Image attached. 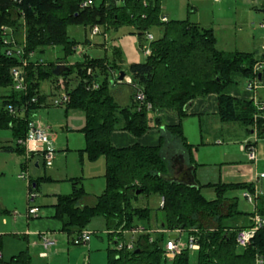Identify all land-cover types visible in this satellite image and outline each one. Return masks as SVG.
<instances>
[{"label": "trees", "instance_id": "16d2710c", "mask_svg": "<svg viewBox=\"0 0 264 264\" xmlns=\"http://www.w3.org/2000/svg\"><path fill=\"white\" fill-rule=\"evenodd\" d=\"M85 1L88 0H0V89L6 90L0 93V129H8L15 140L14 144L0 145V151L25 154L18 139L28 135L32 112L45 105L46 95L40 94L39 85L40 81L47 80L54 92L63 90L67 95L68 100L62 103L65 112L73 110L83 114L84 125L79 131L84 147L80 152L89 161L103 157L105 163L104 189L91 204H81L86 192L79 178L69 179V193L56 196L53 217L71 242L93 219L101 218L106 236L114 244L107 248L105 264H189L188 248L171 259L164 256L163 246L169 234L178 236L183 232L187 237L192 236L198 245L196 264H264V222L244 247H237L235 243L236 231L249 227L250 215L258 214L264 221V192L254 196L253 210L245 213L238 209L237 197L230 193L240 190L253 195L252 183L218 180L190 186L170 178L172 165L170 156L163 151L167 141L164 135H159L155 145L135 142L116 147L110 140L111 132L116 129L140 137L156 125L157 113H172L178 122L164 129L178 140L179 152L186 162L196 166L195 147L187 142L181 120L187 116L189 102L209 93L217 95L216 114L221 122H238L247 130H254L257 137H264V109L259 110L253 99L231 95L242 81L257 77L253 68L264 59V54L256 56L254 52L218 49L211 28L187 19L162 21L160 0H90L89 4L82 5ZM68 25H82L89 30L98 26L103 32L131 25L140 36L151 26H158L161 36L149 42L150 52L143 62L127 66L125 71L130 82L126 83L111 77V71L122 70L116 60L110 63L85 54L82 60L68 63L67 57L77 45L66 33ZM3 26L10 30L7 33L16 44L21 45L23 53L19 56L6 54ZM19 29H23L21 42L16 39ZM54 46H59L63 54L56 60L29 59L34 51L42 52ZM114 53L118 57V50ZM60 60L68 70L55 75L52 70ZM15 67L23 70L24 89L13 88L11 70ZM261 74L264 77V66ZM93 83L98 84L96 88L92 87ZM111 83L130 86L128 105L120 106L116 102L110 92ZM137 90L144 96L141 103L135 99ZM25 166L26 162L22 163V168ZM28 183L31 191L38 188V180L29 179ZM202 188H211L215 197L207 199L201 193ZM142 195H157L162 199L157 207L162 212L160 221L154 231L143 227L145 232L136 235L132 248H117V243L127 240L126 232L138 227L137 221L150 222L152 209L134 204ZM243 214H247L246 225L239 223ZM203 216L214 219L212 228L202 225L199 217ZM25 257L23 252L15 258Z\"/></svg>", "mask_w": 264, "mask_h": 264}, {"label": "rangeland", "instance_id": "374dc122", "mask_svg": "<svg viewBox=\"0 0 264 264\" xmlns=\"http://www.w3.org/2000/svg\"><path fill=\"white\" fill-rule=\"evenodd\" d=\"M263 9L264 0H160V10L168 19H187L203 27L211 28L218 49L229 52L235 50L254 52L256 56L261 55V45L264 44V30L258 25L264 21ZM66 33L70 39L77 42L75 51L67 57L68 63L80 61L87 54L90 57L104 58L110 63L116 60L126 73L125 70L130 63L145 60L146 54L142 48L144 46L149 48L150 42L146 39V35L150 34L152 39H156L161 36V28L151 26L144 35L140 36L135 27L122 25L106 32L100 28V31L91 37L89 28H84L82 25H68ZM16 39L19 42L23 41V29H19ZM86 39L90 42L87 43ZM115 50L119 52L118 57L115 56ZM62 55L61 48L54 46L47 47L42 52L34 51L29 55V59L50 62ZM113 72H118V70H113ZM246 82L247 80H244L240 83L239 91L243 89ZM5 91V89H0V93ZM39 92L46 95L48 104L38 108L35 111L37 113L35 117L50 126V138L43 144V148L52 151L53 158L50 163H46L43 162V156L39 153L26 160L27 157L18 151H0V207H6L12 212L8 215L9 221L15 219L22 229H34L42 234L46 233L47 229L52 228L50 224L53 220L48 217V209H51L50 202L55 200L53 194H66L71 191L70 177L65 180L62 179L63 175L74 173V171L78 172L80 169L79 156L81 152L77 147L83 141V135L79 129L84 125V118L81 112H71V110L65 112L64 104L61 106L56 104L63 97L64 91L54 92L47 80L40 81ZM110 92L120 106L130 103L131 88L128 84L111 83ZM253 93L257 100L264 102V86L258 87ZM183 121V134L194 144L193 158L199 163L195 171L198 183L214 182L216 169L220 165L219 162L249 164L246 158V150H239V145L246 141H255L256 161L251 164L253 166L255 164L257 173L264 172V137H257L255 133H249L250 130L238 122H221L217 114L212 113L202 114L200 120L197 115L186 116ZM163 135L167 139L163 151L171 158L172 153L179 151L180 145L178 140L166 130H164ZM2 143H15L8 129H0V144ZM64 150L66 151L65 157ZM83 156L89 161L85 153ZM35 161H38L37 167L34 166ZM25 162L26 167L22 168V163ZM51 164L53 168L58 170V174L50 172L48 167ZM96 170L95 167L94 174H96ZM23 172L25 178H19L18 175ZM50 176H55L57 180H53ZM36 178L41 179L38 182V188L34 191L38 197L36 204L39 205V214L36 217H27L26 195L28 190H26L25 184L28 183L29 179L35 180ZM256 190L261 193L264 192V178L259 179L256 183ZM201 193L207 199L215 197L211 188H202ZM230 194L237 197L238 209L245 213L253 210V202L247 201L243 197L242 191L234 190ZM159 199L157 195L148 197L142 195L134 202L135 205L149 206L152 209L150 222L137 221L138 226L148 227L151 231L155 230L156 223L160 221L162 216L161 210L157 208ZM97 219L99 218L91 221L92 225L89 226L102 228V226L93 225ZM199 221L208 228H212L215 223L213 218L204 216L199 217ZM239 223L243 225L248 223L247 214L242 215ZM180 236L183 242L187 241L185 232L181 233ZM127 238L128 235H126ZM39 240L41 242L40 237ZM89 241L91 243L89 251L92 263L105 264L106 248L113 247L114 244L109 242L103 228L97 230L96 233H91ZM85 247H87V243L80 244L73 249ZM57 263L65 264L63 258L59 259ZM189 264H196L194 250H189Z\"/></svg>", "mask_w": 264, "mask_h": 264}, {"label": "crops", "instance_id": "0c3cea01", "mask_svg": "<svg viewBox=\"0 0 264 264\" xmlns=\"http://www.w3.org/2000/svg\"><path fill=\"white\" fill-rule=\"evenodd\" d=\"M261 87L262 86H260L259 88ZM254 91L255 89L248 90L244 86L241 91H239L238 89L232 90L231 95L237 98H240V99H253L255 101L256 96L253 93ZM47 104L48 103L45 100L44 106H47ZM56 104L60 106L62 105V102H60V99L59 101H57ZM71 112H74V111L71 110ZM216 112H217V95L215 93H209L206 96L195 98L194 100L191 101L190 105L187 108V116L197 115L199 120L202 114H206V113L216 114ZM36 114L37 113H35V111L32 112V119L36 120L39 124L43 125L44 127L50 129V126L48 124L41 121L39 118L35 117ZM156 117L158 118V121H156V125L149 128L140 137H135L125 130H121V129L113 130L110 135V140L112 144L116 147L131 145L132 143H135V142H138L142 145H155L158 142L159 135H163L165 126L176 124L178 122V117L172 113L160 112L156 114ZM185 118L186 116L181 120L182 127L184 124L183 120H185ZM66 130H69V129H66ZM249 133H252V134L255 133L257 136V133L254 130H250ZM200 136L202 138V135ZM186 137L187 136L185 135V138ZM186 140L188 143L193 144L187 138ZM247 142H250V141H246L244 142V144L241 143L239 145V150L243 151L244 150L243 147L247 145ZM0 145H3V143ZM83 147H84V138L80 146H78L77 148L78 150H80ZM35 154L36 153H32V156H34ZM63 154L65 157L66 156L65 150L63 151ZM24 155L26 157L31 156V152H29V154L25 152ZM180 155L182 156V159L179 157ZM175 159H177L178 161L180 159L182 160V163H183L182 170L187 169L189 166L191 167V174L193 176V179L196 183H198V180H196V177H195V171H196L197 166H199V163L194 159L197 165L196 166L189 165L186 162L184 155L180 153L179 151L177 153L172 154L171 156L170 165L172 166L169 171L170 178H173V179L177 178L180 172L182 171V170L180 171L177 170L179 167V164L177 161H175ZM247 160L249 164H246V163L235 164V163H230V162H219L220 165L216 169V174H215L216 180L214 182L221 180L223 182L252 183L256 190V183L259 181V179L264 178V176L263 177L260 176V173H264V172L260 171L259 173H257L255 164L254 166L251 164L255 162L256 159L249 160L247 158ZM43 162H45L44 159H43ZM79 162H80L79 171L78 172L74 171V173H66L63 175L62 179L68 180L67 178L69 177L79 178L86 192V195L84 196L81 204L82 205L91 204L94 201L95 196L99 195L104 189V185H105V181L103 177L104 170H105L104 158L100 157L95 161H87L85 157L83 156V152H81L79 156ZM34 166L35 167L38 166V161H35ZM95 167L97 169L96 174H94L93 172ZM48 168L51 170L50 172H53L54 174H58L57 173L58 170L53 168L52 164ZM84 169L87 170L86 173ZM50 177L53 180H57L55 176H50ZM35 180H38L39 182L41 179L36 178ZM28 184L29 183L25 184L26 190H28ZM58 194H61V193L53 194L55 196V200L54 202H50L49 204L51 206V209H48V212H49L48 217L52 219L53 222L50 224L52 228L47 229L48 230L47 232L55 240V242L53 245H50L47 248H44L39 240V237H40L39 231H35L34 229H28V228L22 229L20 225H18L17 220L10 219L9 221L8 215H10L12 212L6 207H0V236H1L0 264H58L57 261L62 258L64 259L65 264H93L92 259L90 257V251H89V247L91 246L90 241L88 240L87 247L85 248L73 249L75 247L77 248L78 246H80V244L72 243L70 236L65 231L61 230L60 222L56 218L53 217V214H54L53 204L56 202V196ZM37 198L38 197H36V200H35L36 203L38 200ZM48 200L51 201V199H48ZM51 210H52V213H51ZM54 220L57 222H55ZM93 220H96V219H93ZM90 225H92V223ZM93 225L102 226L103 230L106 233L104 222L101 218L97 219V221H95V224ZM102 228L88 226V229H91L92 233H96L97 230L102 229ZM172 234L173 233L169 235H172ZM106 251H107V248H106ZM23 252L26 254L25 259L21 258L20 260H17L15 257ZM106 259H107V252H106Z\"/></svg>", "mask_w": 264, "mask_h": 264}, {"label": "built area", "instance_id": "2783aa9c", "mask_svg": "<svg viewBox=\"0 0 264 264\" xmlns=\"http://www.w3.org/2000/svg\"><path fill=\"white\" fill-rule=\"evenodd\" d=\"M90 3V0L85 1L82 3V5H87ZM161 20L165 21L167 20V17L165 15L161 16ZM259 27L264 30V21H261L259 24ZM100 31V28L98 26H93V28L90 30V35L91 37L98 33ZM10 33V30L3 26L2 27V42L4 43L6 47V54L7 55H17L19 56L20 54L23 53L21 45L16 44L15 39L13 38L12 35H8ZM146 39L152 40V35L148 34L146 35ZM144 54H149L150 50L146 46L143 48ZM261 54H264V44L261 45ZM24 64V62H23ZM264 66V59L259 60L255 67L253 68V73L257 74V77H253L250 80H247L246 82V89L248 90H254L257 89L260 86H264V77L261 74V71ZM88 73L90 70L88 69ZM11 75H12V80H13V88L15 90H20L24 89V83H23V70L21 67H15L11 70ZM111 77L112 79H116L118 81V72H113L111 71ZM126 83L130 82V78L127 77V75L124 77L122 80ZM119 82V81H118ZM97 83H93L92 87L96 88ZM135 99L138 102H142L144 100L143 93L140 90L136 91L135 94ZM34 100V99H33ZM68 100L67 95H63V97L60 99V102H66ZM257 108L259 110L264 109V102L260 100H255L254 101ZM149 107V105H147ZM9 110L12 111L11 106H9ZM50 138L49 134V129L44 127L43 125L39 124L36 120L31 119L28 122V135L24 139H18V143L24 146L25 152L29 154L31 153H39L43 156V159L45 160L46 163H50L52 158H53V153L50 150H44L43 144L47 142ZM244 150H246V156L249 160H255L256 159V153H255V148L254 145L252 144H247L243 147ZM260 176L263 177L264 173H260ZM19 178H25L24 172L18 175ZM243 197L247 199L249 202H253L254 206V196L257 195V193H261L259 191L255 190V193L252 195L248 191H242ZM36 193L34 191H31L28 188L27 195H26V215L27 217L33 216L36 217L39 214V206L36 205ZM160 204H162V199H160ZM248 220L250 221L249 227L246 228H241L236 231L235 234V243L237 247H244L250 239L253 237L257 229L263 224V219L260 215L258 214H253L248 217ZM145 230L143 227L138 226L135 230L126 232V235L128 236L127 240L125 242H119L117 243L116 247L121 248L125 246L126 248H132L133 246V241L135 240V237L137 234L143 233ZM92 233L91 229L85 228L81 230V232L72 239V242L74 244H85L89 240V236ZM41 238V243L44 248L49 247L50 245H53L55 240L49 235L48 232L40 234ZM164 256L167 259H171L174 257L175 254L180 252L184 248H188L190 250H197L198 245L195 241V239L192 236L187 237V241L183 242L181 240V236L178 235L172 238L168 237L164 244Z\"/></svg>", "mask_w": 264, "mask_h": 264}, {"label": "water", "instance_id": "95a60500", "mask_svg": "<svg viewBox=\"0 0 264 264\" xmlns=\"http://www.w3.org/2000/svg\"><path fill=\"white\" fill-rule=\"evenodd\" d=\"M262 11H264V9ZM66 70H68V66L64 63V61L60 60L56 63L55 67L52 70V73L55 75H59L62 71H66ZM125 76H126V73L123 70H120L118 73V77H117L118 81L119 82L122 81ZM190 103L191 102L188 103V106L190 105ZM188 106H187V108H188ZM179 157L182 159L181 155ZM181 159L179 161L177 159H175V161H177L179 164V167L177 169L179 171L182 170V168H183V163H182ZM174 180H176L178 182H183L186 185H190V186L196 185V182L194 181L193 176L191 174V167L190 166L187 169L182 170L180 172V174L178 175V177L175 178ZM136 193H138V191ZM169 236L174 238L175 234H172Z\"/></svg>", "mask_w": 264, "mask_h": 264}, {"label": "bare ground", "instance_id": "6f19581e", "mask_svg": "<svg viewBox=\"0 0 264 264\" xmlns=\"http://www.w3.org/2000/svg\"><path fill=\"white\" fill-rule=\"evenodd\" d=\"M119 73V72H118Z\"/></svg>", "mask_w": 264, "mask_h": 264}]
</instances>
